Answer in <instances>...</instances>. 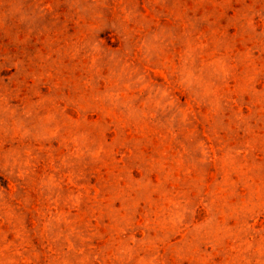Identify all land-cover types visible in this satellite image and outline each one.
Segmentation results:
<instances>
[{"label": "rangeland", "instance_id": "374dc122", "mask_svg": "<svg viewBox=\"0 0 264 264\" xmlns=\"http://www.w3.org/2000/svg\"><path fill=\"white\" fill-rule=\"evenodd\" d=\"M0 264H264V0H0Z\"/></svg>", "mask_w": 264, "mask_h": 264}]
</instances>
